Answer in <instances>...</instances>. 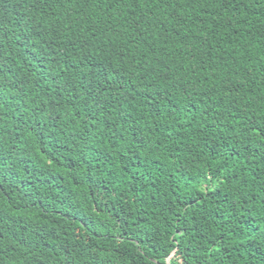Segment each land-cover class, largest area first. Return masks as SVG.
<instances>
[{"label":"trees","instance_id":"obj_1","mask_svg":"<svg viewBox=\"0 0 264 264\" xmlns=\"http://www.w3.org/2000/svg\"><path fill=\"white\" fill-rule=\"evenodd\" d=\"M0 264H264V0H0Z\"/></svg>","mask_w":264,"mask_h":264}]
</instances>
